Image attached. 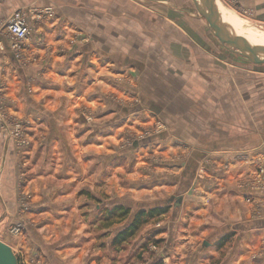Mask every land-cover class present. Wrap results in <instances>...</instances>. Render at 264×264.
Here are the masks:
<instances>
[{"label": "rangeland", "instance_id": "obj_1", "mask_svg": "<svg viewBox=\"0 0 264 264\" xmlns=\"http://www.w3.org/2000/svg\"><path fill=\"white\" fill-rule=\"evenodd\" d=\"M72 1V11L64 17L50 6L27 9L31 32L19 44L14 45L4 28L0 184L8 159L6 173L15 177L16 199L0 195V241L12 248L19 264H260L258 251L244 250L239 244L249 241L246 231L253 222L228 226L229 205L221 199H245L238 188L245 179L250 188L264 193V173L258 167L251 173L237 169L234 174L243 171L242 175L232 180L234 186L224 189L222 157L216 155L219 161L205 164L175 134L167 139L174 122L165 124L150 114L142 100L150 97L151 113L159 111L160 105L185 101L187 115L196 113L195 121L212 110L211 116L220 122L215 127L221 129L223 100L237 105L236 82L247 101V116L263 119L259 131L264 134V65L252 64L223 47L191 2L189 11L185 10L200 21L198 27L192 23L194 28L211 38L216 51L227 55L223 57L227 66L236 70L230 76L221 73L207 87L202 81L185 84L180 76L171 81L174 76L170 75L167 84L160 85L158 79H165L161 75L150 83L157 75H148L145 64H151L156 74L159 68L167 74L173 69V64L158 59L159 53L172 47L164 39L177 36L173 28L159 22L157 13L145 10L148 4L143 0H128L134 1L128 12L127 0H104V4H116L118 11L108 10L109 5L95 6V0H87V11H82L80 0ZM218 2L220 11L264 38V12L239 5V0ZM35 11L37 17L32 15ZM46 21L52 30L46 35L41 30L40 42L35 44L36 27ZM96 41L109 50L110 42L118 41L119 58L92 53L79 59L78 53L88 43L96 51ZM70 51L76 54L68 55ZM52 53L67 57L54 59ZM146 85L157 92L160 88L161 98L154 99L152 92L145 95ZM95 102L102 106L95 107ZM197 102L208 109L200 104L197 108ZM230 109L231 117L239 111ZM178 197L182 202L174 208ZM116 207L128 213L121 216L116 210L110 215ZM156 207L164 208V214L147 219L125 243L112 245L133 215Z\"/></svg>", "mask_w": 264, "mask_h": 264}, {"label": "crops", "instance_id": "obj_2", "mask_svg": "<svg viewBox=\"0 0 264 264\" xmlns=\"http://www.w3.org/2000/svg\"><path fill=\"white\" fill-rule=\"evenodd\" d=\"M92 1V0H89ZM148 4V8H144L145 10H148L149 12L157 13L159 22H162L165 24V26H168L173 28L177 36H167L164 39V43L169 44L172 46L171 48L168 47L169 51L165 53H159L158 59H165L168 61V63L173 64V69L168 72H163L159 68V73H154V69L151 68V64H148L144 66L145 71L148 69L149 73L148 75H157L153 76V78L149 79L150 83H152V80L156 77L163 76L165 79L161 80L160 78L159 83L161 85L167 84L166 77L168 75L174 76V78L171 79V81L176 82L175 76H180L179 78L182 79L183 83L185 84H200L199 81H202L201 84L208 86L210 83L211 85L216 82V76L220 75L221 73H231L232 70H236L235 68L227 66V64L224 62L225 60L223 57H227V55L224 53H220L218 50L216 51V48L213 45V40L206 35H201L198 32V29H195L194 27H198L197 22L200 21L194 17L193 14H187L185 8L188 10V8L191 6V1L189 0H143ZM104 0H95V6H108V10L110 11H118V7L116 4H107L103 3ZM127 0L126 4V11L134 8V1ZM193 3V2H192ZM62 5L60 7L59 5ZM72 0H0V51L3 50V43H5V23L7 22V19H9L13 13L16 11H19L21 9H30V8H41L45 6H50L55 10L56 13L61 14L62 17H64L65 12L72 11ZM145 4V5H146ZM220 4V3H219ZM79 9L82 11H87L88 4L87 0H80L79 1ZM143 5V4H142ZM194 5V4H193ZM239 5L248 6L249 9L257 10L260 12H264V0H239ZM114 8V9H113ZM195 8V7H194ZM75 10V9H73ZM189 11V10H188ZM54 12V11H53ZM60 16V15H59ZM190 16V17H189ZM50 16L48 15L49 18ZM45 18V19H46ZM58 19V18H57ZM59 20V19H58ZM195 23L196 26H193L192 23ZM31 24V23H30ZM55 24V23H54ZM97 24V23H96ZM38 25V24H37ZM36 25V26H37ZM48 23L46 21L43 22L42 25H38L36 27L37 36L35 44L40 42V35L41 30L44 29V34H49L50 30H48ZM49 28H52L51 25H49ZM164 38V37H161ZM160 38V39H161ZM219 42V41H218ZM106 43V42H105ZM2 46V47H1ZM95 49L96 51L93 52V50H90L92 47V44L90 43L84 45V51L83 52H77L79 55V59L85 58L92 53H98V55H102L101 53H107L110 56H107V58L110 59H118V41L110 42L109 50L106 47V44L102 41H96L95 43ZM106 47L107 49H104ZM224 47V46H223ZM39 48V47H38ZM101 51H97V50ZM114 50V51H113ZM4 51V50H3ZM230 52V51H229ZM231 53V52H230ZM55 54L58 55V53H52V57L54 59H65L67 56H55ZM68 55H75V52H67ZM161 54H165V57L162 58ZM233 54V53H232ZM224 55V56H223ZM69 59V58H68ZM76 64V63H75ZM74 64V65H75ZM170 64V65H171ZM69 75H71L72 70L67 69ZM103 72V71H101ZM101 75V74H99ZM161 75V76H160ZM230 76V74H229ZM229 80V78H228ZM198 81V83L194 82ZM229 85L230 82H228ZM235 86L238 88L237 90H234L236 93V98L234 99L235 102L233 105L228 100H223V112H221L220 119L223 123V126L221 129H217L215 127L216 117L211 116L209 110L208 113H204L202 116L198 117V121H195L194 118L195 114L187 115V108L185 101L181 103H175L169 104L168 106H161L158 107L159 111L155 109L156 112L151 113V103L149 101V98L147 99V102L145 99H143V108L149 109L148 112L152 114L155 117H158L159 120L166 123H173L174 122V129L167 131L166 134H168V138L171 137V134H175L176 139L181 140L182 144L186 145V147H191L192 149L197 151V154L202 161L208 162H216L219 161L217 157L214 156H221L223 160L224 167L226 168L224 171V189H226L229 186H234V183L232 180H234L237 177H240L243 171L239 173L238 176H236V171L238 170H247V173L255 172L257 167L263 166L264 167V134H262V131H259V125L262 122L263 119L258 118L256 115L254 116H247V101L242 98L241 96V89L239 88V84L237 85L236 82L234 83ZM205 87V88H206ZM101 88V87H100ZM145 95L150 96L151 92L153 93V98L157 99L155 96L161 98V89L159 88V93L157 91H153L151 89V86L147 85L145 87ZM166 90V89H165ZM206 91V90H202ZM237 92L239 95H237ZM42 97L41 94L38 95L39 97ZM154 99H152V103L155 102ZM70 101V100H69ZM83 101H79L78 104H82ZM202 108L208 109V105L199 102ZM198 102L196 105L197 108H199ZM102 106L101 104H96L95 107ZM70 106V104H69ZM140 106V105H139ZM156 105L153 106V109L156 108ZM66 107V106H65ZM192 107V105L190 106ZM239 109L238 113L231 117V109L230 108ZM225 108L227 110L225 111ZM170 121H169V119ZM174 119V120H173ZM191 120V124L190 121ZM200 123L198 124L197 122ZM220 123V122H218ZM172 129V128H171ZM215 141L217 143H215ZM259 150V151H258ZM261 152V153H259ZM214 157V158H213ZM213 158L214 160H212ZM199 159V160H200ZM250 159V161H249ZM198 160V161H199ZM249 161V162H248ZM8 159H5V163L3 165L4 171L1 176V184H0V195L2 199H16V187H15V177H11L10 173L6 169ZM200 164V162H197ZM195 164V166L197 165ZM211 163V164H212ZM249 163L247 167H245V164ZM184 165V164H183ZM201 165V164H200ZM202 165L204 166L203 162ZM5 166V167H4ZM209 166V165H208ZM207 167V166H205ZM208 168V167H207ZM5 173V175H4ZM246 173V174H247ZM247 178V175H245ZM227 178V179H226ZM9 182V183H6ZM243 186H238L239 191L241 192V196H245V199L241 198H235L230 197V199H221L223 204H228L229 209L228 212H226V216L228 219L227 222L231 224L240 223V226L243 227L241 223L246 222L250 220L252 226L248 228L246 232H249V236L247 239L249 241L241 240L239 242L241 247H244V250H248L249 248L255 249V251H258V259L260 264H264V193L261 192L260 189L256 188H250L245 181H243ZM254 187V186H253ZM253 196V199H249ZM249 197V198H246ZM257 197V198H255ZM9 200V202H10ZM209 200H215L216 202L219 201V199H209ZM13 203V201H11ZM231 204V205H230ZM233 205H236L235 209H233ZM253 220V221H252ZM236 224V226H237ZM230 228V227H228ZM231 229H233L231 227ZM244 237V236H243ZM243 239V238H242ZM248 246V248H246Z\"/></svg>", "mask_w": 264, "mask_h": 264}, {"label": "water", "instance_id": "obj_3", "mask_svg": "<svg viewBox=\"0 0 264 264\" xmlns=\"http://www.w3.org/2000/svg\"><path fill=\"white\" fill-rule=\"evenodd\" d=\"M192 2L199 17L204 20L210 33L222 46L252 64L264 65V48L251 45L224 26L214 0H192ZM181 202L182 197H178L174 208H178ZM0 264H18V258L12 248L2 241H0Z\"/></svg>", "mask_w": 264, "mask_h": 264}, {"label": "trees", "instance_id": "obj_4", "mask_svg": "<svg viewBox=\"0 0 264 264\" xmlns=\"http://www.w3.org/2000/svg\"><path fill=\"white\" fill-rule=\"evenodd\" d=\"M116 210H120L119 212L121 216L126 215L128 213V210H125L120 207H116L113 210H110L108 213L110 215H113ZM164 212V208L162 207H156L148 212L139 211L138 213L132 216V220L129 222V224L123 230L119 231L118 234L114 237L112 245L118 246L119 244L125 243L129 238H132L135 235L140 226L146 223L147 219L154 218L155 216H160L161 214H164ZM157 264L162 263L158 262Z\"/></svg>", "mask_w": 264, "mask_h": 264}, {"label": "built area", "instance_id": "obj_5", "mask_svg": "<svg viewBox=\"0 0 264 264\" xmlns=\"http://www.w3.org/2000/svg\"><path fill=\"white\" fill-rule=\"evenodd\" d=\"M26 11L27 10L25 9L16 11L5 23V28L7 30V33L10 39L13 41L14 45L23 42L30 36V32H31L30 26H29L30 23H29V17L27 14L28 11L27 12ZM35 13L36 11L33 12L32 15L34 17H37ZM261 168L262 167H258V170L261 173H264Z\"/></svg>", "mask_w": 264, "mask_h": 264}, {"label": "bare ground", "instance_id": "obj_6", "mask_svg": "<svg viewBox=\"0 0 264 264\" xmlns=\"http://www.w3.org/2000/svg\"><path fill=\"white\" fill-rule=\"evenodd\" d=\"M214 1H215V4L217 5L218 13L220 15V19H221L222 23L224 24V26L231 29L233 32L238 34L240 37L245 39L247 42L250 41L251 44H255V43H257L259 45L264 44V42H263L264 38L263 37L254 34L253 31L252 32L246 31V29L242 26L243 24H240L241 22H239L235 17H233V15H231V14L229 15V13H225L224 10L220 11V9H222V8H221V5L219 4L218 0H214ZM244 32L248 33L249 35H247ZM256 47H261V46H256Z\"/></svg>", "mask_w": 264, "mask_h": 264}]
</instances>
